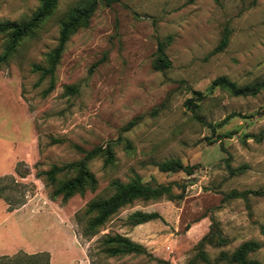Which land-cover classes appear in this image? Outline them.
Segmentation results:
<instances>
[{
	"label": "rangeland",
	"instance_id": "obj_1",
	"mask_svg": "<svg viewBox=\"0 0 264 264\" xmlns=\"http://www.w3.org/2000/svg\"><path fill=\"white\" fill-rule=\"evenodd\" d=\"M86 1L57 0L5 60L10 37L0 33V251L45 249L54 264L84 252L89 264H236L248 244L246 258L264 264V0H96L46 74L60 23ZM41 4L0 0V24L23 25ZM159 41L170 61L163 71L154 67ZM222 78L261 87L235 96L214 86ZM99 147L112 159L87 161L96 189L52 201L55 187L37 175ZM171 160L195 169L161 171ZM134 180L167 190L84 236L88 204ZM135 212L160 218L132 226ZM114 235L141 252L109 256L103 240ZM68 238L82 253L61 248Z\"/></svg>",
	"mask_w": 264,
	"mask_h": 264
},
{
	"label": "trees",
	"instance_id": "obj_2",
	"mask_svg": "<svg viewBox=\"0 0 264 264\" xmlns=\"http://www.w3.org/2000/svg\"><path fill=\"white\" fill-rule=\"evenodd\" d=\"M106 4H111L112 0H104ZM57 0H42L41 7L31 17V19L23 25H15L10 23L0 24V33H9L10 41L8 50L3 56L2 60H5L10 53H12L18 43L22 41L26 36L32 33V31L38 27V25L48 18L56 7ZM97 7L96 0H87L83 5L69 11L65 19L60 23V32L57 47L54 48L48 55V68L45 69L46 74H51L54 68L59 62L60 56L64 50L65 44L69 38L76 33V31L82 27H86L88 21ZM228 44V34L225 33L218 50L225 48ZM157 59L154 62V67L158 71H163L170 67V61L168 60L164 43L159 41L157 48ZM214 86L230 92L235 96H247L254 95L261 87L254 86L252 88H238L234 83L227 81L226 79H219L214 83ZM200 97V94H198ZM198 97V98H199ZM195 108V105H194ZM193 110V108H192ZM133 126V122H130L125 130H129ZM106 152L107 159L111 160L112 155L108 147L96 148L92 151L85 153V157L82 161L71 163L64 166L53 165L48 171L39 173L38 177H45L49 181L54 189L50 198L54 201L58 196H62L63 201L68 200L77 193H83L87 189H96V180L87 168V161L94 157ZM159 168L163 172H177L185 171L188 174L195 169L194 166H183L179 161L171 160L159 165ZM72 173L65 181L59 180L60 174ZM114 193L106 198L94 200L88 204L84 216L88 217L86 228L83 230V234L86 237L95 236L98 233V229L102 227L110 217L115 215L120 209L127 205H131L136 200H155L160 197L162 191L167 190L164 187L157 186L156 188H149L143 186L138 180H134L128 184H122L114 182L112 184ZM159 215L152 213L135 212L128 217V224L132 226L141 225L149 221L159 219ZM104 252L109 256H119L125 254H131L141 252V247L133 244L127 238L114 235L106 236L103 240ZM251 245L242 246L235 254L232 255V261L236 264H260L255 261H250L246 258ZM47 254L37 255H23L17 256L11 259L3 258L0 264H49Z\"/></svg>",
	"mask_w": 264,
	"mask_h": 264
},
{
	"label": "crops",
	"instance_id": "obj_3",
	"mask_svg": "<svg viewBox=\"0 0 264 264\" xmlns=\"http://www.w3.org/2000/svg\"><path fill=\"white\" fill-rule=\"evenodd\" d=\"M68 240V242H67V244L65 245V244H63V246L61 247L62 249H64V250H69V248H75V246H76V248H78V247H80V248H82L81 247V244L79 243V241L77 240V238H75V241H73L72 239H70V238H68L67 239ZM76 242V243H75ZM79 249V248H78ZM79 250H81V253H82V249H79ZM19 252H24L25 254H27V255H37V254H47L48 255V262H49V264H54V255L52 254V253H50V252H48L47 250H45V249H40V248H36V249H33V250H31V251H25L23 248L21 249V248H18V249H16V250H14L13 252H11V253H5L4 252V250H1L0 251V259L1 258H13V256L12 255H15V254H17V253H19ZM83 255H82V257H80V259H79V261H75V262H73V263H71V264H89V262H88V260H87V257H86V254H85V252L84 253H82ZM61 256H62V260H64V258H66L65 256H64V253H61ZM64 256V257H63ZM61 260V261H62Z\"/></svg>",
	"mask_w": 264,
	"mask_h": 264
}]
</instances>
